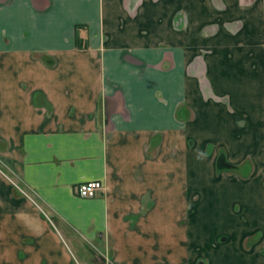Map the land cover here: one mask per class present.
Listing matches in <instances>:
<instances>
[{
  "label": "crops",
  "instance_id": "crops-1",
  "mask_svg": "<svg viewBox=\"0 0 264 264\" xmlns=\"http://www.w3.org/2000/svg\"><path fill=\"white\" fill-rule=\"evenodd\" d=\"M0 167V264H264V0H0Z\"/></svg>",
  "mask_w": 264,
  "mask_h": 264
},
{
  "label": "built area",
  "instance_id": "built-area-1",
  "mask_svg": "<svg viewBox=\"0 0 264 264\" xmlns=\"http://www.w3.org/2000/svg\"><path fill=\"white\" fill-rule=\"evenodd\" d=\"M103 190V183L100 179H87L79 182L76 192L81 197H94Z\"/></svg>",
  "mask_w": 264,
  "mask_h": 264
},
{
  "label": "trees",
  "instance_id": "trees-1",
  "mask_svg": "<svg viewBox=\"0 0 264 264\" xmlns=\"http://www.w3.org/2000/svg\"><path fill=\"white\" fill-rule=\"evenodd\" d=\"M80 26V24H76L75 25V44L77 46H84V45H87L86 41L84 38H82L80 35H79V32H78V27ZM77 29V30H76ZM227 165H229L226 160L224 159V156L222 153L219 154V157L217 158V167L218 168H221V167H226Z\"/></svg>",
  "mask_w": 264,
  "mask_h": 264
},
{
  "label": "rangeland",
  "instance_id": "rangeland-1",
  "mask_svg": "<svg viewBox=\"0 0 264 264\" xmlns=\"http://www.w3.org/2000/svg\"><path fill=\"white\" fill-rule=\"evenodd\" d=\"M2 166V168H3V171H4V173L5 174H7V176L9 175L10 176V174H11V176H12V173L6 168V167H4L3 165H1ZM1 168V167H0ZM92 248V247H91ZM93 253H94V255H97L94 251H86V252H76V254L82 259L83 257H84V255H86V256H89V255H93ZM83 256V257H82Z\"/></svg>",
  "mask_w": 264,
  "mask_h": 264
},
{
  "label": "flooded vegetation",
  "instance_id": "flooded-vegetation-1",
  "mask_svg": "<svg viewBox=\"0 0 264 264\" xmlns=\"http://www.w3.org/2000/svg\"><path fill=\"white\" fill-rule=\"evenodd\" d=\"M77 24H80V25H82L83 23H82V24H81V23H77ZM228 164H229V163H228Z\"/></svg>",
  "mask_w": 264,
  "mask_h": 264
}]
</instances>
